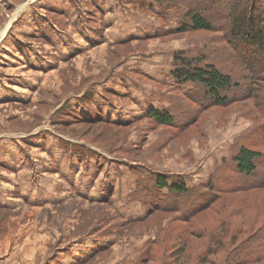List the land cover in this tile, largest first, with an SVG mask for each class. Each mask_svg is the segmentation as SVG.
<instances>
[{"label":"rangeland","instance_id":"obj_1","mask_svg":"<svg viewBox=\"0 0 264 264\" xmlns=\"http://www.w3.org/2000/svg\"><path fill=\"white\" fill-rule=\"evenodd\" d=\"M185 14L157 0H0V264H222L192 221L232 246L264 226L262 190L223 193L188 220L187 198L148 182L171 173L201 193L234 178L240 146L264 154V80L224 106L174 82V54L220 63L227 50V16L180 33ZM159 109L173 124L148 118Z\"/></svg>","mask_w":264,"mask_h":264},{"label":"trees","instance_id":"obj_2","mask_svg":"<svg viewBox=\"0 0 264 264\" xmlns=\"http://www.w3.org/2000/svg\"><path fill=\"white\" fill-rule=\"evenodd\" d=\"M157 1L158 3H167L170 9L185 8L186 14L179 21L178 32L180 33L186 31L209 32L214 29V22L216 21L214 18L220 17V14L228 17V20L224 19L226 24L224 31H228L225 34L227 50L226 52L221 51L222 56H224L223 60L219 63V61L214 60L206 61L205 58H193L183 55V53L174 54L172 57V78L176 84L180 86L190 84L198 87L199 90L204 89L207 91L209 104L224 106L231 102L230 97L229 99L224 97L227 93L231 94L233 91L247 92L248 88H245V85H247L248 80H264L261 72L264 69V0H213L218 6L220 5V8L211 6L210 9L207 8L209 4H206L210 0H202L204 5L201 0ZM247 56L248 58L252 57L251 62L246 60ZM238 61L244 63L242 68ZM237 68L240 72L236 73ZM243 71H247L251 78L244 76V81L241 80ZM234 80L242 81L244 85L238 84ZM170 113V110L159 109L149 110L147 115L158 125H171L173 123ZM262 161H264V154L249 147L240 146L230 158L233 168L230 167L229 171L234 178L224 182L222 180L225 177L221 178L219 174L217 179H215L217 176H211L204 186L205 190L201 193L192 192L193 190L186 186L180 175L171 173H153L152 179L148 182L151 183V188L157 190L158 193L165 190L169 196L187 198L189 210L184 216H186L185 219L191 220L199 212L213 207L217 198L223 193L250 189L264 192V165H262ZM252 174H260V179L248 185L246 179ZM190 197L191 200L188 201ZM157 198L158 196L155 199ZM190 226L196 237L202 242L205 256L224 253L225 257L223 256L222 264H258L264 262V226L235 246L227 242L220 231L210 229L211 233L205 226H199L194 221L190 223Z\"/></svg>","mask_w":264,"mask_h":264}]
</instances>
